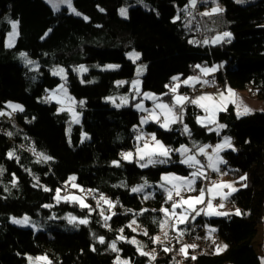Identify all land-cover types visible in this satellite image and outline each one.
<instances>
[{"label":"trees","instance_id":"1","mask_svg":"<svg viewBox=\"0 0 264 264\" xmlns=\"http://www.w3.org/2000/svg\"><path fill=\"white\" fill-rule=\"evenodd\" d=\"M189 1L73 0V7L82 14L76 16L65 8L55 12L44 0H0V111L8 103L22 105L24 109L14 112V125L0 118V168L3 169L0 264H26V255H46L52 264H116L117 256L129 264L152 261L140 255L136 245L117 240L119 235L134 237L144 246L143 251L160 255L153 264H261L264 255L259 256L253 241L257 227L264 223V112L254 111L238 118L235 107L229 105L227 111L218 114V122L225 127L216 133L196 122L199 110L188 103L182 122L171 127V131L152 123L144 128L155 132L158 139L172 148L190 144L191 140L207 144L223 137L234 139L235 151L221 153L227 161L221 167L234 180L247 175V180L237 181L247 187L233 192L225 203L230 212L239 208L247 215L201 214L191 222L205 237L209 227L217 229L212 234L217 244L218 238L228 245L218 255L214 251L198 253L193 249H188L187 258L179 252L172 254L175 247L186 244L183 239L190 234L188 223L179 226L184 231L182 237L178 232L172 234L171 227L166 228L169 238L165 240L156 221L163 219L159 209L170 205L164 197L156 199L159 194L153 200H145L141 193L131 191L145 180L153 183L166 167L184 168L179 163L180 155L174 152L169 163L147 168H141L136 160L121 157L123 151L136 147L134 130L139 127V112L134 106L140 97L134 98L129 87L135 78V63L126 55L130 51L139 52V63L144 64L141 90L167 102L172 94L164 95L169 92L165 85H173V77L198 75L201 68L214 65H218L216 74L207 76L215 77L222 89L225 86L235 91L249 89L251 98L264 102V0L245 5L218 0L223 7L224 23L221 25L212 15L202 16L203 30L209 39L201 47L192 44L194 29L185 10ZM198 4L203 13L200 0ZM123 5L127 6L126 18L118 12ZM7 20L18 23V36L11 48L4 45L10 30ZM224 29L232 37L211 44L212 36ZM22 52L37 61L36 71L22 64ZM106 64L119 67L101 69ZM53 66L66 69L68 92L84 101L78 107L81 121L71 126L69 136L66 133L69 114L58 111L57 104L46 100L47 90L60 82L50 74ZM81 66L87 70L79 76L76 70ZM121 80L126 83L118 84ZM186 91L182 86L178 93L186 95ZM122 97H127V104L117 107L122 104ZM184 124L191 130V136L183 134ZM83 134L87 136L84 140ZM9 152L15 154L11 159ZM37 153L52 159L38 162ZM113 161H119L120 166H115ZM72 176L76 179L70 182ZM73 183L79 188L71 189ZM203 183L197 181L196 187H202ZM124 184L127 187L120 186ZM56 189H61V196L76 191L93 210L89 214L88 209L77 203L58 201ZM100 195L118 203L114 208L103 201L97 206ZM101 209L105 215H111L108 226L100 215ZM69 214L87 218L89 222L74 226L66 219ZM11 216L30 217L39 226L36 229L16 226L10 222ZM133 219L135 232L127 227ZM144 230L148 236L143 235ZM101 236L105 238L103 244L98 240ZM154 236H160L161 243H153L150 237ZM113 241L119 252L109 247ZM165 246L173 250L165 252ZM193 255L196 260L191 259Z\"/></svg>","mask_w":264,"mask_h":264},{"label":"snow or ice","instance_id":"2","mask_svg":"<svg viewBox=\"0 0 264 264\" xmlns=\"http://www.w3.org/2000/svg\"><path fill=\"white\" fill-rule=\"evenodd\" d=\"M47 2L52 6L54 11L60 10V5L65 4L67 7L76 15H81L79 12L76 11V9L72 5V0H47ZM237 3H243V0H237ZM197 4V0H190V6L192 8H195ZM103 11V9H101ZM222 9L219 7L213 8L211 12H203L200 13L202 16H208L213 13L221 12ZM120 15L127 17V9L121 8L120 9ZM179 17H177L178 19ZM84 19L87 20V17H84ZM12 29L13 32L10 36V41L12 37H14L16 33V29L18 27L17 22L12 23ZM231 33L224 32L223 37H230ZM222 37H217V41H219ZM8 46H12L11 42ZM20 56L25 60L26 64H33L34 61L27 58L26 53H20ZM129 59L135 63L136 60L139 59V53H136L133 51L132 53L128 54ZM107 68L115 69L119 67L118 65H107ZM196 67H200L197 65ZM87 69H85L83 66H81L78 71L84 72ZM144 71L143 67H138L137 69V76H140ZM209 71H215V69H206L201 68V72L207 74ZM53 75H60L62 79L66 81V76L64 75V69H58L53 71ZM173 81H179L180 77L176 76L172 78ZM83 82V81H82ZM118 84L126 83L125 81H118ZM132 87L136 90L137 94L139 95V84L140 81L134 80L131 82ZM201 83L199 77H189L183 81V84L189 85L191 87H195V84ZM204 84H208V81H203ZM166 88L169 89L168 93H165L164 95H168L169 93L172 94V99L170 102L165 103L162 102L160 97L155 96L151 93H143V96L145 99H152L154 102V108L153 109H145L142 104H137L136 107L142 111L147 112L148 116L143 117L141 119V124H146L149 122V120L157 123L160 128H163L165 131H171V125L176 124L178 122H182V115L185 109V105L190 103L192 105H196L197 107L201 108L205 116L197 117V123H199L202 127H207L209 124H216L217 123V114L222 111H227V108L229 105H232L236 109V115L239 118L242 115H248L251 114L252 109L247 107L246 105H243L242 101L239 100L238 97H236V94L233 92L231 88H227L225 91L219 92L217 95L213 96L210 94H203L200 96L195 97L194 99H190L189 96L178 94V88L179 84L174 85H165ZM63 92L67 93V89L64 84H61L56 90H54L48 97H46V100H51L55 97H57V94ZM69 100L72 98L69 97ZM111 99V98H108ZM57 102L60 103L61 101L57 99ZM122 103H127V97L121 98ZM81 106H83L84 101L79 102ZM120 105H117L119 107ZM8 107L12 109L13 112L15 111H23V106L19 104H8ZM64 108H61L60 111H64ZM158 110V111H157ZM6 115L5 112L0 111V116ZM10 115V114H9ZM73 120L76 123H79V117L78 114L75 112L72 113ZM218 128H223L225 125L218 124ZM210 131L213 129H209ZM183 134H186L188 136H191V130L188 128L186 124L183 125L182 129ZM8 135H11V133H8ZM136 140L138 142H141L138 144L135 152L136 162L139 163V166L141 168H147L150 165L155 166L157 164H166L169 163L172 160V154L179 153L182 159H180L179 163L186 165L188 168L193 169L188 176H179L175 173H168L164 174L161 177V184L159 185L160 188L163 189V191L166 193V200L165 203L169 204V207H161L159 211L163 214V219L156 221L159 224V227L161 231L164 233V238L167 240L169 238V233L165 229L168 227H171L172 231H177L179 236L184 235V231H181L179 229V225L186 224L189 220V217L192 218V220H195L196 216H200L201 214L211 217V216H230V215H247V213H242L239 208H236L234 212H227V211H220L219 209H223L225 207V201L228 200V198L232 195L233 192L238 191L234 186L233 183H223L218 182L216 180H212L211 177L208 175V172L205 171V169H210L212 172L220 173L221 170L219 168L220 164H226L227 161H225L219 153L224 150V148L232 147L231 142L229 138H225L224 142L222 144H217L215 146L211 145H204L199 146L196 145L195 142H193V147L197 148L198 151L192 155H188L192 149L185 145H181L179 148H172L167 146L165 143H163L161 140L157 139V135L155 132L151 133L150 135H137ZM208 148H211V153L207 151ZM233 151H235V148H232ZM34 151V149H33ZM8 157L11 159L15 156L14 152H9ZM132 152H126L121 153L122 159L130 160V158L133 157ZM203 156L206 158L207 163H203L200 159L197 158V156ZM38 156V162L39 160L48 161L51 160L52 157L47 156L43 153H37ZM18 159V157H17ZM141 161L143 163H141ZM113 164L117 167L120 166L119 161H113ZM3 172V169L0 168V173ZM222 175H227V173H222ZM37 179V183L38 178ZM76 177L72 176L69 178L70 182L75 181ZM197 180L201 181H207L206 186H202L197 188L196 183ZM247 180V175L241 176L240 181ZM127 187L126 184L120 185ZM148 186V182L145 180L143 185L133 187L131 188L132 192H142L144 188ZM243 187H247V184H243ZM73 188H79L78 185L72 184ZM223 189H229L228 192H224ZM44 191H49L48 188H44ZM56 199L59 201L60 199H63L65 202H73L77 203L82 209H88L89 214L91 213L92 206L87 204L85 202V198L82 196H76V195H66L61 196V189H56ZM81 192H84L83 189H80ZM89 192H92L93 190H88ZM198 193L195 196L186 195V193ZM95 199V197H93ZM148 198V197H145ZM219 199L218 204H214V201ZM103 201L104 204L108 205L109 208H114L116 206V203H113L110 199L106 198L103 195H100L99 199L97 200V206L100 205V202ZM202 206V207H198ZM44 207H50L49 205H44ZM177 209L180 211L177 212ZM143 211H148L147 209H144ZM153 211H156L153 209ZM193 213L195 215H193ZM116 213H112V215H115ZM142 214V213H140ZM100 215L103 217L105 221V226L107 225V221L111 219V215H105L104 210L101 209ZM69 224H73L74 226L78 225H86L88 224L87 218H77L76 216H73L69 214V216L66 217ZM172 221L171 225L169 222ZM15 224H21V225H28L31 223L30 218L25 216L22 219H16L13 218L12 220ZM136 224V220L133 219L127 227L132 228V225ZM139 225H137V228ZM120 233L122 234L124 229L121 228ZM132 231H136V228H132ZM217 231L216 228L209 227L208 228V234L205 237V239L211 240L212 244L215 245L214 248V254H220L223 251L227 250L228 245L227 244H217L216 240L213 239L212 234ZM143 235L148 236L147 230L143 231ZM117 240H124L127 243L133 244L137 246V251L140 253V255L147 256L150 260H155L156 255L155 252H145L143 251V245L140 244L139 241H137L134 237L131 239H128L124 237L123 235H119L116 238ZM152 239L153 243H161L160 236H154L150 237ZM199 239V237H197ZM99 243L103 244L105 243V238L103 236L98 237ZM109 247L113 252H119L120 250L117 248V244L115 241H113ZM198 247L197 244H185L183 245L178 251L185 256V258L188 257V249L195 250ZM95 251V248L92 249ZM172 248H169L167 246L163 247V251L170 252L172 251ZM192 260H196L197 257L195 255L191 256ZM29 264H38V262H44V264H52V261L48 259L46 255L37 256L35 258L28 257ZM116 264H129L127 260L121 261L120 257L117 256L116 258ZM261 264H264V259L261 260Z\"/></svg>","mask_w":264,"mask_h":264},{"label":"rangeland","instance_id":"3","mask_svg":"<svg viewBox=\"0 0 264 264\" xmlns=\"http://www.w3.org/2000/svg\"><path fill=\"white\" fill-rule=\"evenodd\" d=\"M51 8H52V6L47 2V0H44ZM73 1V0H72ZM201 1V4H203V6H204V12H211V10L213 9V8H217V7H219L220 9H222V11L221 12H218V13H213V14H211L212 16H214V18L218 21V23H220L221 25L224 23V14H223V7H222V5H221V3L218 1V0H200ZM234 2H236L237 3V0H233ZM254 0H243V3H237V4H241V5H245V4H249V3H251V2H253ZM73 5V4H72ZM63 8H65V9H67V11L69 12V13H72V14H74L68 7H67V5H65V4H61L60 5V10L61 9H63ZM121 8H126L127 9V6L126 5H123V6H121V7H119V10H118V12H119V15H120V9ZM52 10H53V8H52ZM54 11V10H53ZM77 11V10H76ZM56 12V11H55ZM77 12H79V11H77ZM80 13V12H79ZM81 14V13H80ZM74 15H76V14H74ZM76 16H78V15H76ZM79 16H82V14L81 15H79ZM121 16V15H120ZM121 17H123V18H125L124 16H121ZM7 22H8V24H9V26H10V30L8 31V33H7V35H6V37H5V41H4V45H5V47H7V48H11V47H13L14 46V44H15V42H16V39H17V36H18V29H16V35L14 36V37H12V39H11V41H10V36H11V34H12V32H13V29H12V23L13 22H15V21H12V20H7ZM224 32H229L228 30H226V29H224L222 32H219V34H215L214 36H213V38H212V42H211V44H215L216 42H218L217 41V37L219 36V37H222L221 39H220V41L219 42H221L222 40H225V39H228L227 37H223V33ZM230 33V32H229ZM232 36H230V38H231ZM11 42V45L12 46H8L9 45V43ZM133 51H130V52H128L126 55H127V57L129 58V56H128V54L129 53H132ZM136 52V51H135ZM22 53H24V52H22ZM136 53H139V52H136ZM27 58L28 59H30V60H32V61H34V63L33 64H26V62H25V60L20 56V60H21V62H22V64H24V66H26L30 71H36L37 69H38V64H37V61L36 60H34V59H31V58H29L28 56H27ZM131 60V59H130ZM132 61V60H131ZM140 62V54H139V59L138 60H136L135 61V78L134 79H132L130 82H129V84H131V90L133 91V87H132V81H134V80H139L140 81V84H139V91L140 92H142V93H151V94H154V93H152V92H148V91H142L141 90V76L143 75V73H144V71H143V73L140 75V76H137V69H138V67H143L144 68V64H142V63H139ZM107 65H116V64H106V65H104V66H101V69H103V70H113V69H110V68H107L106 66ZM84 67V66H83ZM64 69V75L65 76H67V74H66V69L64 68V67H62V66H53V67H51L50 68V74L51 75H53V71H55V70H58V69ZM85 69H86V67H84ZM116 69V68H115ZM206 69H215V71H209V72H212L213 74H216V72H217V66H212V67H206ZM84 72H86V71H84ZM84 72H80V71H78V69L76 70V73L80 76L82 73H84ZM53 76H56V77H58L59 78V80H60V82L58 83V85L56 86V87H54V88H52V89H49V90H47V96H49L54 90H56L61 84H64L65 85V87H66V81L64 80V79H62L61 78V76L60 75H53ZM204 80V79H203ZM121 81H125L126 82V80H121ZM227 88H229L228 86H225V88L224 89H222L221 87L218 89V87L216 86L215 87V90L214 89H212V88H209V89H206V86H205V84L204 83H202L201 84V89H202V92L199 94V96L200 95H203V94H210V95H213V96H215V95H217L219 92H221V91H225ZM66 89H67V87H66ZM233 90V89H232ZM248 92H250V90L248 89L247 90ZM233 92L236 94V91L235 90H233ZM154 95H156V94H154ZM248 95H249V93H248ZM133 96H134V98H137V97H139V95L136 93H134L133 94ZM69 97H71L72 99L71 100H69L68 98ZM197 97V96H196ZM57 99H59L61 102L60 103H58L57 102ZM248 99H250V100H252V101H256V102H247L249 105H248V107L249 108H253V111L252 112H254V111H260V112H264V107L262 106V101H259V100H255V99H253V98H251L250 96H248ZM110 102L111 101H113L112 99H108ZM49 101H51L52 103H55V104H57L58 105V111H60V109L61 108H64L65 110L64 111H66L68 114H69V123L67 124V126H66V133H67V136H69V133H70V129H71V126L72 125H74V124H79L80 123V121H81V114H80V112L78 111V107H80L81 105H80V101H83V100H81V99H76V98H74V97H72L71 95H70V93L68 92V89H67V93L65 94V93H63V92H60V93H58L57 94V97H55V98H53V99H51V100H49ZM9 104V103H8ZM124 104H127V103H122V104H120V106H122V105H124ZM198 108V110H199V113L197 114V116H196V122H197V117L198 116H201V117H203V116H205V113H204V111L201 109V108H199V107H197ZM3 112H5L6 113V115H3V116H0V118H2V119H4V120H6V121H9L11 124H13L14 125V112L12 111V109L11 108H9L8 106L4 109V110H2ZM73 112H75L76 114H78V117H79V123H76L74 120H73V116H72V113ZM223 112V111H222ZM235 112H236V109H235ZM220 113V112H219ZM218 113V114H219ZM10 114V115H9ZM218 114H217V117H216V119H217V123L216 124H209L208 125V128H207V130L209 131V132H211V131H213V132H216V133H218V132H220L221 131V129L222 128H218V124H221V123H219L218 122ZM199 124V123H198ZM200 125V124H199ZM182 128H183V126H182ZM209 129H213V130H209ZM144 133H141V134H149L148 133V131L147 130H145V129H143L142 130ZM152 132H150V134H151ZM140 134V135H141ZM87 136L85 135V134H83L82 135V140H84L85 138H86ZM137 137V136H136ZM225 138H229V137H223V138H221V140H219V141H217V142H214V143H207V144H203V143H201V142H199V141H196V140H191L190 141V144L189 143H183V144H181V145H185V146H187V147H189L190 149H192V151H190L189 153H188V155H192V154H194V153H196L197 151H198V149L197 148H194L193 147V142H195V144L196 145H199V146H204V145H211V146H215V145H217V144H222L223 142H224V139ZM158 139V138H157ZM160 140V139H159ZM229 140H230V142L232 141V143H233V138H229ZM162 141V140H161ZM139 143H141V142H136V147L134 148V150H136V148H137V146H138V144ZM232 143H231V145H232ZM181 145H179L177 148H179ZM167 146H169V145H167ZM170 147V146H169ZM232 148H235V146L234 145H232V147L230 148V147H225L224 148V150H232ZM132 153H133V150H130ZM207 151L209 152V153H211V148H208L207 149ZM127 152H129V151H127ZM126 153V152H125ZM179 154V153H178ZM180 155V154H179ZM199 156V155H198ZM220 156L222 157V155L220 154ZM181 157V156H180ZM181 159H182V157H181ZM126 160V159H125ZM132 160H135V159H133V157L132 158H130V160H127V161H132ZM141 163H143L142 161H141ZM207 163V160H206V158H205V164ZM184 165V164H183ZM221 165L222 164H220L219 165V168H220V170H221V172L220 173H216V172H212L210 169H205V171L207 170L208 172H209V174H210V177H211V179L212 180H216V181H218V182H223V183H233L234 182V186H236V188L237 189H239V188H241V187H243L242 185H243V183H238L237 181L238 180H240V179H236V180H234V179H231L230 177H228V173H227V169H224V168H222L221 167ZM185 167H184V169H187L186 167V165H184ZM172 168V167H171ZM170 168V169H171ZM164 170H166V169H164ZM187 171H188V174L191 172V171H193V169H190V168H188L187 169ZM227 173V175H222V173ZM168 173H178V172H171V171H163V173L161 174V176H159L158 178H156L155 179V182L154 183H148V186H146L145 188H144V190L142 191V192H133V193H141L142 194V196H143V198L146 200H149V199H151V200H153V198H154V196L156 195V194H159V198L160 197H164L165 198V200H166V193L163 191V189L162 188H160L159 187V185L161 184V177H162V175H164V174H168ZM188 174L186 175V174H184V173H182L181 171H179V173L178 174H176V175H179V176H188ZM144 184V183H143ZM143 184H140V185H143ZM204 184H207V182H204L203 183V186H204ZM238 184V185H237ZM140 185H137V186H140ZM136 186V187H137ZM70 188L71 189H73V187H72V185H70ZM223 191L224 192H228V189H223ZM76 191H70V193L69 194H67V195H76V196H81V195H79V194H77V193H75ZM151 192H153V193H151ZM198 193H195V192H193V193H188L187 195H191V196H195V195H197ZM66 196V195H65ZM63 197V196H62ZM145 197H148V198H145ZM60 200H63V199H60ZM154 200H156V199H154ZM226 202V201H225ZM215 204V203H214ZM199 207V206H198ZM202 207V206H201ZM220 211H227V212H230V210H229V205L228 204H226L225 203V207L223 208V209H219ZM195 215V214H194ZM23 217H25V216H23ZM23 217H13V216H11L10 217V222L12 223V224H14V225H16V226H20V227H26V228H32V229H36L37 228V226H39V223L35 220V219H32V218H30V221H31V223L30 224H28V225H21V224H15V223H13L12 222V220H13V218H16V219H22ZM197 217V216H196ZM195 217V218H196ZM208 217V216H207ZM212 217V216H211ZM215 217V216H214ZM180 226V225H179ZM206 231V230H205ZM213 236V235H212ZM214 237V236H213ZM217 241H218V244H224L223 243V241H221L220 239H218L217 238ZM182 247V246H181ZM180 247V248H181ZM180 253V252H179ZM188 254H190V251H188ZM180 255H181V253H180ZM28 257H33V258H35V257H37V256H32V255H26V264H29V260H28ZM124 261V260H123ZM38 264H44V262H38Z\"/></svg>","mask_w":264,"mask_h":264},{"label":"built area","instance_id":"4","mask_svg":"<svg viewBox=\"0 0 264 264\" xmlns=\"http://www.w3.org/2000/svg\"><path fill=\"white\" fill-rule=\"evenodd\" d=\"M185 10L187 12L188 17L190 18L191 25L194 28L195 33L197 34L196 46L201 47L209 39V35H207L205 31L203 30V24H202L203 19H202V15H200L202 11H201V8L199 7L198 0H197V4L195 8H192L190 6V1H189V3L185 6ZM198 76L203 78L204 81L209 82L208 84H205L206 89L212 88L215 90L216 86L218 87V89L221 87L219 85L218 80L213 76H204L202 73H199ZM201 91H202L201 85L195 84L194 88L191 86L187 88L186 95L189 96L190 99H194ZM138 132H139L138 129L134 130V134H137ZM125 152L126 151H123V153ZM197 158L200 159L204 163L205 158L203 156H197ZM208 175H209V172H208ZM204 182H207V181H204ZM205 185L206 184H204V186ZM214 203L218 204L219 199L215 200ZM191 222H192V218L189 217V220L187 223L189 225L190 234L184 237L183 242H185L186 244H193V243L197 244L198 247L195 250H192L194 252H198V253L199 252H202V253L213 252L215 245L212 244L211 240L205 239V236L201 232H197L195 225L192 224ZM174 232H177V231H172V234ZM197 237H199V239H197ZM182 245H185V244L181 243L179 246L175 247L174 250L172 251V254L178 253L179 247H181ZM159 257L160 255L157 254L156 259L150 261L149 264H153L156 260L159 259Z\"/></svg>","mask_w":264,"mask_h":264},{"label":"crops","instance_id":"5","mask_svg":"<svg viewBox=\"0 0 264 264\" xmlns=\"http://www.w3.org/2000/svg\"><path fill=\"white\" fill-rule=\"evenodd\" d=\"M203 11H204V9H203ZM209 16V15H208ZM208 29H210V28H208ZM222 32V31H221ZM217 34H219V32L217 33ZM212 38H213V36H212ZM212 38H211V40L209 41L210 43L212 42ZM228 39H230V37H227ZM220 41V40H219ZM216 42L215 44H218V43H220V42ZM223 41V40H222ZM215 66H217V69H218V65H215ZM200 72H201V69H200ZM203 73V72H202ZM204 75H213V73L212 72H208L207 74H205V73H203ZM189 77H199L198 75H196V74H194V75H191V76H189ZM189 77H186V78H182V79H180L179 81H174V83H173V85L174 84H179V88L180 87H184L185 89L186 88H188V87H190L189 85H185V84H183V81L185 80V79H187V78H189ZM199 79H200V81H201V83H197V84H199V85H201L202 83H203V78H201V77H199ZM129 87H130V89H131V84H129ZM179 88H178V91H179ZM209 89V88H208ZM133 92L136 94L137 92H136V90L133 88ZM140 92V91H139ZM248 91H247V89H244V90H239V91H236V97H238L239 98V100L240 101H242V103H243V105H246L247 107H248V103L247 102H256V101H252V100H250V99H248ZM178 94H183V95H185V92L184 93H178ZM200 94V93H199ZM199 94L197 95V96H199ZM155 96H157V97H159L158 95H155ZM139 97H140V100H139V102L137 103V104H142L143 105V107L145 108V109H153L154 108V102H153V100L152 99H145L144 98V96H143V93L142 92H140V94H139ZM161 99V98H160ZM161 101L162 102H165V103H168L166 100H163V99H161ZM136 104V105H137ZM262 104V106L264 107V102H262L261 103ZM136 105L134 106V108L139 112V127H140V132H139V134L138 135H140L141 133H144L142 130L145 128V126L146 125H148L149 123H152V124H156L157 126H159L157 123H155V122H153V121H151V120H149V122L148 123H146V124H141V119L143 118V117H146V116H148V113L147 112H142V111H140L137 107H136ZM194 106H196V105H194ZM197 107V106H196ZM250 109H252V111H253V108H250ZM158 111V110H157ZM176 124H178V123H176ZM175 124H172L171 125V127H173ZM163 129V128H162ZM149 134H146V135H150V132H148ZM231 143H232V141H231ZM232 145H234L235 146V141H234V139H233V143H232ZM224 151V150H223ZM223 151H221L220 153H219V155L223 152ZM129 152H131V151H129ZM135 152H136V150H133V159H135L136 160V157H135ZM171 167H166L165 169L166 170H164V171H171V172H178L179 173V171H181L182 173H184V174H188V171L186 170V169H184V168H171ZM178 173H176V174H178ZM197 181H199V180H197ZM154 182H155V180H154ZM153 182V183H154ZM238 185V184H237ZM236 187V186H235ZM228 191H229V189H228ZM151 193H153V192H151ZM188 193H186V195H187ZM159 197H157L156 199H158ZM199 207H201V206H199ZM180 211V210H179ZM253 246H254V248L257 250V252H258V254H259V256L260 257H262L263 255H264V223H262V224H260L258 227H257V232H256V236H255V238H254V241H253ZM181 256H184L183 254H181Z\"/></svg>","mask_w":264,"mask_h":264},{"label":"bare ground","instance_id":"6","mask_svg":"<svg viewBox=\"0 0 264 264\" xmlns=\"http://www.w3.org/2000/svg\"><path fill=\"white\" fill-rule=\"evenodd\" d=\"M194 29V28H193ZM192 44L196 45L197 44V34L194 31V38L192 40Z\"/></svg>","mask_w":264,"mask_h":264}]
</instances>
